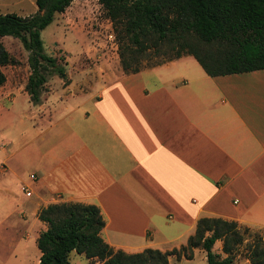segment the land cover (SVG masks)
<instances>
[{
  "label": "crops",
  "instance_id": "obj_1",
  "mask_svg": "<svg viewBox=\"0 0 264 264\" xmlns=\"http://www.w3.org/2000/svg\"><path fill=\"white\" fill-rule=\"evenodd\" d=\"M91 90L78 117L39 128L52 143L28 204L43 231L42 209L78 203L100 210L101 238L127 254L185 246L201 218L264 242V70L211 78L183 56Z\"/></svg>",
  "mask_w": 264,
  "mask_h": 264
},
{
  "label": "trees",
  "instance_id": "obj_2",
  "mask_svg": "<svg viewBox=\"0 0 264 264\" xmlns=\"http://www.w3.org/2000/svg\"><path fill=\"white\" fill-rule=\"evenodd\" d=\"M75 0H35L37 12L28 17L0 13V38L17 39L28 55L31 75L26 89L31 103L38 104L48 76L65 71L56 59L43 52L40 32ZM112 25L121 67L139 72V63L153 52L169 61L193 57L211 78L264 70V0H97ZM15 61L0 42V87L2 68ZM69 84L64 81L65 86ZM46 225L37 240L38 264H69L74 252L101 264H169V258L190 260L200 248L206 264H234L244 235L237 223L219 218H201L194 235L179 250L145 249L127 254L114 251L101 238L105 225L93 205L62 203L48 205L38 214ZM221 242V254L213 251ZM250 264H264L261 236L247 245L244 257Z\"/></svg>",
  "mask_w": 264,
  "mask_h": 264
},
{
  "label": "rangeland",
  "instance_id": "obj_3",
  "mask_svg": "<svg viewBox=\"0 0 264 264\" xmlns=\"http://www.w3.org/2000/svg\"><path fill=\"white\" fill-rule=\"evenodd\" d=\"M36 12L35 0H0L1 14L28 17ZM40 39L43 52L56 59L66 76L63 81L56 74L48 76L39 103L33 104L26 89L31 75L28 55L17 39L0 38L3 47L15 61L14 65L2 68L5 83L0 87V264L39 262L36 240L43 228L35 223L33 207L28 204L30 199L22 194L21 187L29 188L30 184L35 183L30 175L38 178L37 154L44 153L52 143L49 136L39 131L43 122L78 117L81 110L89 107V102H85L91 95L85 99L82 92L88 94L101 81L106 83V80L113 81L132 74L125 72L120 65L115 33L97 0L73 1L64 13L55 15L40 32ZM167 61V56L156 57L151 52L139 63V71ZM64 81L69 84L63 85ZM71 109H76L75 113L66 116ZM242 231L239 229L240 233ZM256 236L260 235L251 231L244 235L237 256L244 257L247 245ZM178 243L176 240L158 247L163 252L179 250L182 245ZM220 246L221 242L218 241L213 251L219 252ZM169 260V264H206L200 248L192 250L190 260L184 257L177 260L175 256ZM69 264L101 262L70 253Z\"/></svg>",
  "mask_w": 264,
  "mask_h": 264
},
{
  "label": "built area",
  "instance_id": "obj_4",
  "mask_svg": "<svg viewBox=\"0 0 264 264\" xmlns=\"http://www.w3.org/2000/svg\"><path fill=\"white\" fill-rule=\"evenodd\" d=\"M30 179L32 181H35L36 177L34 175H30ZM21 192L26 198H30L31 197V192L28 190L27 187L22 186L21 187Z\"/></svg>",
  "mask_w": 264,
  "mask_h": 264
}]
</instances>
